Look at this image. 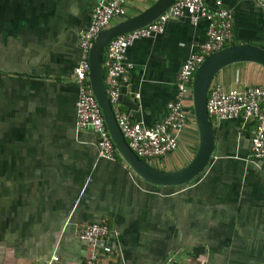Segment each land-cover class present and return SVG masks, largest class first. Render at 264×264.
<instances>
[{
    "label": "crops",
    "instance_id": "crops-1",
    "mask_svg": "<svg viewBox=\"0 0 264 264\" xmlns=\"http://www.w3.org/2000/svg\"><path fill=\"white\" fill-rule=\"evenodd\" d=\"M155 0H126L133 17ZM212 9V0H204ZM97 0H0V264H84L82 226L103 221L108 237L95 264H264V161L250 156L252 120H210L214 148L192 182L153 187L122 160L96 156V137L76 130L78 37ZM232 45L264 49V11L252 0H222ZM207 22L168 20L160 34L133 42L116 109L147 128L166 115L181 64L204 42ZM104 51V49H103ZM104 55L102 53V61ZM103 83L104 72L102 70ZM212 83L264 87V69L229 65ZM177 148L142 160L173 172L197 147L190 94Z\"/></svg>",
    "mask_w": 264,
    "mask_h": 264
},
{
    "label": "built area",
    "instance_id": "built-area-1",
    "mask_svg": "<svg viewBox=\"0 0 264 264\" xmlns=\"http://www.w3.org/2000/svg\"><path fill=\"white\" fill-rule=\"evenodd\" d=\"M252 1L264 11V0ZM125 4L126 0H97L90 13L88 28L78 37L80 56L72 70L73 81L77 87L74 102L75 129H89L96 137L97 158L107 161H114L116 152L88 83V51L100 30L109 27L113 19L124 17ZM212 6V9H208L204 0H173L150 24L112 38L104 48L101 68L104 72L105 93L127 147L140 160L161 159L176 150L178 134L186 125L182 101L188 93L190 94L191 79L196 68L205 57L232 43L229 11L222 5V0H212ZM182 17L192 26L200 19L205 20V40L179 67L175 77V97L167 103L166 115L151 127L144 128L139 123L130 122L115 107L120 88L126 83L131 68L125 63L126 49L139 39L160 34L168 20ZM205 111L209 120H252L254 127L249 140L250 156L254 161H264V87L225 89L211 82L206 95ZM108 233V226L103 221L88 223L79 229L77 239L90 251L83 261L84 264L96 263L99 247L108 237ZM57 262L58 258L52 255L42 264Z\"/></svg>",
    "mask_w": 264,
    "mask_h": 264
},
{
    "label": "water",
    "instance_id": "water-1",
    "mask_svg": "<svg viewBox=\"0 0 264 264\" xmlns=\"http://www.w3.org/2000/svg\"><path fill=\"white\" fill-rule=\"evenodd\" d=\"M173 0H155L139 14L100 30L88 51L87 79L93 98L100 110L113 148L142 182L153 187L173 188L192 182L206 168L214 148L211 122L205 111V100L214 76L223 68L238 63H251L264 69V49L248 45H229L211 53L196 68L190 85V109L197 132V147L190 161L181 169L164 172L138 159L127 147L108 102L101 68V57L106 44L114 37L127 34L150 24L162 14Z\"/></svg>",
    "mask_w": 264,
    "mask_h": 264
},
{
    "label": "trees",
    "instance_id": "trees-1",
    "mask_svg": "<svg viewBox=\"0 0 264 264\" xmlns=\"http://www.w3.org/2000/svg\"><path fill=\"white\" fill-rule=\"evenodd\" d=\"M231 45H232V43H231ZM101 61H102V57H101ZM117 155V154H116Z\"/></svg>",
    "mask_w": 264,
    "mask_h": 264
},
{
    "label": "rangeland",
    "instance_id": "rangeland-1",
    "mask_svg": "<svg viewBox=\"0 0 264 264\" xmlns=\"http://www.w3.org/2000/svg\"><path fill=\"white\" fill-rule=\"evenodd\" d=\"M118 156V155H117Z\"/></svg>",
    "mask_w": 264,
    "mask_h": 264
}]
</instances>
